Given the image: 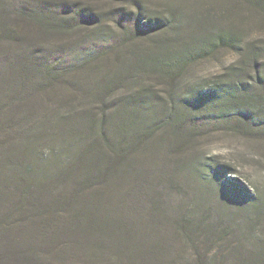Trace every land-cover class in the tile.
Masks as SVG:
<instances>
[{
  "label": "trees",
  "instance_id": "1",
  "mask_svg": "<svg viewBox=\"0 0 264 264\" xmlns=\"http://www.w3.org/2000/svg\"><path fill=\"white\" fill-rule=\"evenodd\" d=\"M201 1L168 2L156 16L140 0H23L11 9L0 0V209L4 220L15 213L22 223L36 221L43 239L42 247L26 248L9 234L6 264H167L188 251L196 264H264L261 239L223 242L232 228L228 211L211 221L187 208H176L178 215L170 204L162 208L156 185L166 176L165 159L152 165L132 156L166 129L172 153L191 152L195 138L212 129L264 141V119L254 116L264 104L263 45L248 42L242 64L252 73L236 78L242 66L231 67L209 92L213 79L192 70L224 51L239 54L241 25L264 17V0L207 1L223 17L200 9ZM91 42L101 47L81 58ZM145 75L162 84H146ZM84 94L92 102L78 99ZM49 99L55 107L37 118ZM147 168L153 173L144 179ZM218 185L264 227L263 193L237 181ZM178 235L190 241L174 240Z\"/></svg>",
  "mask_w": 264,
  "mask_h": 264
},
{
  "label": "rangeland",
  "instance_id": "2",
  "mask_svg": "<svg viewBox=\"0 0 264 264\" xmlns=\"http://www.w3.org/2000/svg\"><path fill=\"white\" fill-rule=\"evenodd\" d=\"M180 1L183 0H140L143 7L148 9L149 13L156 16L164 14L166 9L165 5H167L168 2V6H171ZM197 1L199 0H185L183 4H185L186 7V5L197 4ZM207 1L209 2L210 0L201 1V5L204 4V7L200 9H210L216 12L217 15L223 17L222 11L216 6L209 5ZM5 2L6 4H4V6L15 8L21 5L23 0H5ZM102 4H105L106 7L111 5L108 3ZM127 4L133 9L130 3ZM187 8L188 10L190 9L189 7ZM245 11H247L246 7L242 13L246 14ZM251 20L253 23L247 24V22H245L246 25H241L240 29L243 31L246 41L242 45L239 54L232 50H227L222 52L217 58L194 65L196 67L192 69L194 72L193 77L213 79L206 85L205 91L209 92L212 90V87L220 86L222 79L228 78V75L224 76V74H227V72L233 74L231 67L242 66V72L244 73L240 76L237 75L236 78L241 77L245 79L248 73H252L248 63L243 65L242 62L245 60L250 48L248 42H256L258 45L264 46V17L256 15V17L250 19V21ZM52 40L53 39L49 41L43 40L42 42L45 46H49ZM141 43L143 46H146L148 41L145 38L141 40ZM99 46L101 47L100 42L88 44V47L83 50L81 58L92 55L95 50L99 49ZM260 61H263L261 72L264 74V57L263 59L261 58ZM218 75L220 76L214 79ZM144 79L146 84H162V81L155 77L148 78L146 76ZM78 99L81 102L86 101V99L92 102V96L88 94L79 95ZM77 104H79V102ZM92 104L96 106V104ZM54 107L55 103L53 100H47L46 105L40 108L36 114L37 118ZM260 108L261 110H259V113L254 115L257 120L264 119V104L261 105ZM31 120L32 119H30V121ZM167 130L168 129L163 132H158L148 143L152 145L150 147H147L148 144L145 145L149 148L145 152L142 151V153H140V151L132 155L152 165L155 163H162L159 159L160 157L165 159L164 173H166V176L163 180V184L156 185V187H158L157 190L160 192L159 198L162 200V208H165V204L168 206L169 204L172 205L173 211L170 212L171 215L177 214L175 211L176 208H187L194 213V218H199L201 215L205 214L211 221H215L222 216V212L228 211L233 215L231 219L228 218V222H231L232 228L223 240L224 243L229 244L227 239L229 240V238H231L232 244L253 245L251 244L252 239L256 241L258 238V241L261 239L262 245H264V227H257V224L251 222L254 218L253 211L249 208L232 204L228 197L224 195L221 196L220 192L223 190H220L218 185L219 182L227 181L229 183L230 181H237V183H242L243 186H246L251 193L264 194V141L259 138L251 137V134L248 135L244 132H233L231 129L223 131L212 129L204 131L203 136L199 135L197 139L195 138L196 142L193 144L195 146L192 145V148L190 147L191 152H189L188 149L185 150V152L172 153L168 147L171 139L170 132ZM2 137L3 135L0 131V140ZM50 150V147H46L47 152ZM221 164L224 166H221L220 170L217 171L215 166ZM226 164H230L232 169L225 166ZM157 168V166H153V170L157 171ZM229 169L234 170V172L229 173ZM147 170L149 171H143L141 174L144 179L153 173L152 169L147 168ZM132 184L133 182L125 187L123 192H127V190L130 191V186H132ZM229 188L230 186L227 187V191L230 193ZM144 200V207H150V200L148 198ZM1 210L2 209H0V264H6L7 261V256H5L6 254L4 255L3 251L9 244V234H13V237L16 238L23 247L40 248L43 246V244H41L43 239L40 241L37 233L41 232L38 230L39 225L36 221L22 223L16 218L17 216L15 213H12L13 216L4 220ZM247 214L253 218L250 217L251 219H247ZM9 222L11 223L8 224ZM256 229L260 231L256 239H254V235L256 234L254 230ZM43 230V233H46V237H48L51 233V229L45 227ZM7 231L11 232L8 233ZM35 232L37 233V237H34ZM178 236V238L174 236L173 239L176 241H190L183 235ZM219 240L215 238V242L213 243H217ZM197 242L200 241L197 240ZM212 250H217V246ZM209 254L211 255L212 252H209ZM159 259H151L150 262L157 263ZM188 259L192 261L190 264H196L193 255H191L189 251L185 257H180L179 259L167 258L164 260L167 264H186L185 260ZM17 262L18 261H16V263ZM160 263L161 262H159V264Z\"/></svg>",
  "mask_w": 264,
  "mask_h": 264
}]
</instances>
